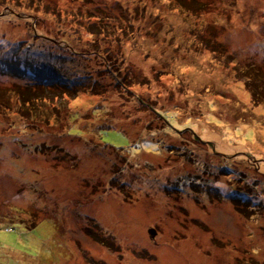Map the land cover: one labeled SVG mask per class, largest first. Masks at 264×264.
Instances as JSON below:
<instances>
[{"label": "rangeland", "instance_id": "374dc122", "mask_svg": "<svg viewBox=\"0 0 264 264\" xmlns=\"http://www.w3.org/2000/svg\"><path fill=\"white\" fill-rule=\"evenodd\" d=\"M19 1L0 0V10L36 18H0V56L25 55L19 40L41 35L35 24L56 39L36 40L30 51L92 76L38 123L15 92L32 77L0 69V264H264V206L246 216L230 190L237 177L264 201V0H186L184 17L176 0L144 8L147 0ZM101 21L121 36L98 50L120 48L111 67L146 79L134 89L209 142L192 130L160 131L162 145L146 137L158 117L117 90L90 46L88 29ZM207 165L227 174H208Z\"/></svg>", "mask_w": 264, "mask_h": 264}, {"label": "trees", "instance_id": "16d2710c", "mask_svg": "<svg viewBox=\"0 0 264 264\" xmlns=\"http://www.w3.org/2000/svg\"><path fill=\"white\" fill-rule=\"evenodd\" d=\"M10 1L16 2L18 4L21 3V1H19V0H10ZM36 1L38 2V0H36ZM147 1L148 2H145V1L141 2L140 1L138 4H141L140 7L144 8L145 5L151 4V3L156 5V6H157V4L162 5L165 0H147ZM176 1L177 2H175V4L173 5V9L179 11L180 15H182L184 17L185 16L184 12L186 11V9H185L186 8L185 7V5H186L185 1L186 0H176ZM195 3L197 4L198 2L195 1ZM196 4H194V6H196ZM54 8H55V6H53L52 8H48V6H45V9L43 10V12L47 15L51 14V13H54V14L58 13V12H56V10ZM203 8H205V7H203ZM57 11H59V10L57 9ZM96 11H98L100 14H102L105 11V9L102 7H99V8H97ZM13 16H15L16 20H13V18H12ZM27 16H30V17L25 19ZM34 17L36 18V16H32V14L22 15L20 12L16 11L15 7H12V6H6L5 10L4 9L0 10V18L1 19H6V20H9L12 22L16 21L19 24L26 25V23L30 20V18L33 19ZM60 17H61V15H60ZM41 19L46 22L45 17L42 16ZM93 22H97V21H93ZM49 25H51V24H49ZM38 29L39 28L37 27V25L33 24L32 30L37 34H41L44 36L41 37V35H39L37 37H29V38L26 37L25 39L19 40L20 43L24 44V46L26 48L24 53H26V54L25 55L12 54L9 56L1 55L0 57L2 58V61L0 63V69H3V71H5V72H7L6 70H10L11 72L16 73L18 75L19 74L26 75L25 78H27L28 75H30L32 77L31 78L32 80L26 81L25 85H19V87L15 90V92L20 93V98H21L22 102L26 105V106L25 105L24 106H25V110L27 112H28L27 105L31 104L30 108H33V110H34V111H31L33 116L35 118H40L39 120L35 119L34 121L41 123L40 120H44L43 117H46L47 119L50 118V115H52L53 110H56L57 114H55V116H57L58 113L60 112V108H59V106H57V102L63 104L64 103L63 100H64V97L66 94L70 95L72 97H75L77 95V94L75 95L76 90H81V85L85 84V82H86V80H82V79L84 77H91L92 73L86 72V73H84L83 76H81V74H79V72L77 70H74V71L68 70L64 66L63 63L61 64V63L57 62L52 56L51 57H47V56L43 57L40 55H35L34 52L30 51V48H32V46H34L37 43V42H35L36 40L43 41L44 39L48 38V39H51L52 41L55 42V39H56L55 37L54 38L53 37H47L49 30L46 29V32L43 33L41 31L38 32ZM88 30H89V32H91L90 33L91 37L92 36L95 37L93 39V42H91L90 46L92 47L94 52L98 54V57L102 59L103 64H104V68H106L107 70H112L111 75L115 76L116 81H114V82L117 85V90L119 89L121 91V94L124 95V97L133 100L136 103V105H140V106L142 105L143 107L149 109L150 112H152L153 114H155L158 117V118H156L157 119L156 121H155V119H151L149 121V123L152 125H149V123H146L145 128L148 130V134L146 135V137L152 139L155 142L158 141L162 145L164 140L166 139V137H164L160 131H163L164 133H168V132L173 133L174 132V134L178 135V137H179L180 132H182L183 130H189V131L192 130L194 132L193 133L194 138L197 141H199L201 143L209 142V141H206L205 138L202 135H200L198 132H196L191 126L180 125L175 120V118L173 119V116H171V115L168 116L163 111L156 108L155 105L153 104V100L150 99V96L148 94L140 93L134 89L135 84L138 83L141 85V83H144L146 81V79L145 80L142 79L139 81L136 80L134 75L130 72V69L127 67L122 69L120 63H119L120 65L118 67H115V68L111 67V65H110L111 61L116 63L115 61L118 60L123 55L118 46H116V49L111 47L110 52L112 54L102 55L99 53L98 50L101 47L102 41L105 43L104 40L108 39V42L110 43L113 40L115 41V39H116L117 41L120 42V39L118 38V36H120V34L118 33V36L116 35V33L118 31L115 28L110 27L106 23L101 21L98 24H95V23L91 24V27ZM121 33H126L123 26H122ZM60 41L62 43L64 41V39L56 41L60 46H62ZM207 42L210 43L211 41H207ZM41 44L43 45L44 43L42 42ZM204 47L209 48L208 46H204ZM210 47L214 48L219 53H221L222 49L224 48V46L222 44H219L216 42L213 43V46H210ZM43 55H45V54H43ZM107 55H110V57H112V59H108ZM28 79H30V78H28ZM93 82H94V85H98L101 82V78L94 79ZM34 85H35L34 88H37L36 90H33V88H32ZM95 89H99V91H100V89H102V87L95 88ZM106 89H107V86L104 89V91ZM66 97H68V96H66ZM220 99H222V98L220 97ZM37 101H40L42 105H39V106L36 105L35 102H37ZM254 103L257 104V97H255V96H254ZM43 105L45 108L48 107V105H51L52 107L47 112H45L42 108ZM153 123H156V124L160 123V124L158 126V125H153ZM141 125H142V122H141ZM163 128H164V130H163ZM110 131H111V129L110 130L104 129L102 132L103 134H105L104 137L106 135H108V133ZM121 135L124 136L123 133H121ZM125 139L128 140L127 138H125ZM144 140H146V139H143V140H140L139 142L137 141V143H134L136 146V148H134V149L138 150L139 144L142 141L144 142ZM104 142L108 143L110 145H113L112 142H109V137L104 139ZM147 143H149V142H147ZM210 144L214 146L213 142H210ZM214 148H215V146H214ZM167 149H168L170 154L174 153L177 156H181V157L187 156L190 160H193L191 155L187 154L186 149H183V148L179 149V148H177V146L170 145V144H167ZM207 167H208V165L206 166L205 171L208 172V174L211 173L212 175L217 176V177L218 176L224 177V175L227 174V172H226L227 166L226 167H220L218 172H215V173H213L214 171H212V172L209 171V169ZM225 178H227V177H225ZM233 179H234L233 182L237 183V184L235 187H232V189H230L231 191L233 190L231 195H233L232 198H233V200H235L234 204L236 205V207L238 208V210L242 214H244L246 216H250V214L256 213V211L259 210L260 207L264 206L263 200H261L259 198L260 201L263 202L261 205V204H259L260 203L259 201H256L257 199H254L253 197L250 196L251 194H253L252 190H251L252 188H250V187H252L251 184H249V183L248 184L238 183L240 181L237 180V177H233ZM263 188H264V186H263ZM234 192H236V194ZM261 193L264 194V190H262V192H260L258 195H260ZM11 232H15V230H11ZM96 240L100 243H104L106 245H111V240L109 238L96 237Z\"/></svg>", "mask_w": 264, "mask_h": 264}, {"label": "water", "instance_id": "95a60500", "mask_svg": "<svg viewBox=\"0 0 264 264\" xmlns=\"http://www.w3.org/2000/svg\"><path fill=\"white\" fill-rule=\"evenodd\" d=\"M150 232H151V234H152L153 236H154V233H156L155 230H153V229L150 230Z\"/></svg>", "mask_w": 264, "mask_h": 264}]
</instances>
